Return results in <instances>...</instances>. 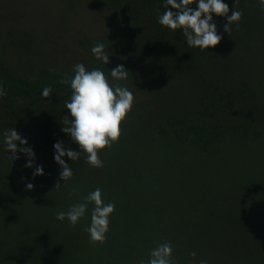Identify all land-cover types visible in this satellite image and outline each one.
<instances>
[{
	"label": "trees",
	"instance_id": "1",
	"mask_svg": "<svg viewBox=\"0 0 264 264\" xmlns=\"http://www.w3.org/2000/svg\"><path fill=\"white\" fill-rule=\"evenodd\" d=\"M98 1L112 25L93 42H81L90 53L82 62L104 71L110 84L126 86L133 107L119 140L98 152L103 167L89 166L84 153L75 161L65 156L74 175L66 184L60 180L59 189L54 144L79 151L61 130L72 89L60 81L74 72L50 71L51 59L42 57L15 74L8 54L29 53L38 36L20 28L19 6L0 8V85L7 93L0 97V264H139L164 242L173 245L178 264H191L192 252L208 264H264V10L258 0H224L229 15L234 3L243 12L239 30L233 24L229 36L226 18L213 14L223 39L204 51L189 48L181 30L158 23L165 0ZM98 42L106 45L108 64L91 52ZM121 64L128 79L117 82L110 70ZM45 86L52 88L48 98ZM12 127L28 140L45 175L33 178L23 153L9 160L3 132ZM26 182L34 189L26 190ZM97 187L105 203L115 204L103 244L91 243L85 231L94 204L75 227L55 215Z\"/></svg>",
	"mask_w": 264,
	"mask_h": 264
},
{
	"label": "clouds",
	"instance_id": "2",
	"mask_svg": "<svg viewBox=\"0 0 264 264\" xmlns=\"http://www.w3.org/2000/svg\"><path fill=\"white\" fill-rule=\"evenodd\" d=\"M259 7L264 10V0H258ZM196 4L193 8L191 5ZM166 10L157 16L160 25L170 30H181L189 48H199L201 51L217 46L223 39L218 34V27L213 14L225 17L226 23L223 31L229 36L232 33V25L235 24L239 30V22L243 12L235 10V3L229 15V5L224 0H165ZM106 45L102 42L94 44L91 52L94 57L104 64L109 63L110 56L106 52ZM74 76H67L60 81L62 84H70L72 94L70 101L65 102V108L69 115L63 116L65 127L61 130L70 136L71 140L79 145V151L66 147L63 141L54 144V160L60 166V172L54 187L59 189L63 180L66 184L73 178V170L70 161L78 160L81 153L85 154V162L94 168H102L103 161L98 152L106 147H111L119 140L121 135V124L131 112L134 102L133 93L119 83L110 84L104 71L99 68L87 70L83 63H77L73 68ZM129 71L124 65H117L110 70V75L115 81L127 80ZM52 94L51 86H45L42 91L44 98ZM7 93L0 85V97ZM5 150L11 162L18 160L17 153H23L26 157L25 168L34 169L32 176L45 175L42 165L36 164L35 152L28 144V140L22 137L12 127L3 132ZM26 181V177L21 178ZM35 185L26 182V190H33ZM76 189L70 190L69 195L76 193ZM94 204L91 210V223L85 229L89 234L91 243H105L106 233L109 231L110 216L115 210V204L105 203L102 198V189L97 187L83 197L82 202L71 204L67 211H58L56 219L64 221L67 219L71 227L85 217L88 205ZM173 245L170 242L158 244L149 254L147 261L141 259L139 264H178L173 258ZM193 259L191 264H208L207 260L196 261V253L189 254Z\"/></svg>",
	"mask_w": 264,
	"mask_h": 264
},
{
	"label": "rangeland",
	"instance_id": "3",
	"mask_svg": "<svg viewBox=\"0 0 264 264\" xmlns=\"http://www.w3.org/2000/svg\"><path fill=\"white\" fill-rule=\"evenodd\" d=\"M70 1H76V8H71ZM19 6L22 30L33 31L38 40L29 47V53L15 48L9 55L8 67L22 73L42 57L48 60L50 71L63 70L73 72L77 63L89 59V47L83 43L92 40L103 32L104 26H111V21L103 20L105 15L98 0H0V8ZM4 14H0L3 21ZM7 28L3 26L4 39L9 40ZM43 55V56H42ZM46 59V60H47ZM43 60L42 65H45ZM26 66L23 67V62ZM30 64V65H29ZM21 67V68H20ZM86 67V66H85ZM88 69V67H86Z\"/></svg>",
	"mask_w": 264,
	"mask_h": 264
}]
</instances>
